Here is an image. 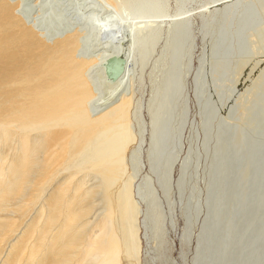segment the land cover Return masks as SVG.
Wrapping results in <instances>:
<instances>
[{"label": "bare ground", "instance_id": "bare-ground-1", "mask_svg": "<svg viewBox=\"0 0 264 264\" xmlns=\"http://www.w3.org/2000/svg\"><path fill=\"white\" fill-rule=\"evenodd\" d=\"M173 3L0 0V264H264V0Z\"/></svg>", "mask_w": 264, "mask_h": 264}, {"label": "rangeland", "instance_id": "rangeland-1", "mask_svg": "<svg viewBox=\"0 0 264 264\" xmlns=\"http://www.w3.org/2000/svg\"><path fill=\"white\" fill-rule=\"evenodd\" d=\"M169 6H170L169 13L173 14V10H172L174 6L173 0H169ZM196 9L197 10L195 11V14H199L202 11V8L199 6H196ZM169 22H170V19L165 18V20L161 24L168 25ZM198 51L199 49L196 48V52ZM154 66H155L154 61L147 62V64L144 67L145 69L143 71L142 77H139V70L136 71L133 77L134 78L133 80V91H134L133 100L134 101L133 102L135 104L136 103L140 104V115L144 123L146 124V126L148 125V123H150L147 110H148V105H149L151 95H152V88H154V86L160 81V75H161L159 71L153 70ZM150 74L154 75L156 80L152 79L150 77ZM135 125H136L135 129L137 131V128H138L137 124ZM134 147L135 146L133 145L130 147V149L132 150ZM182 151L184 153V145H183ZM142 163L146 164L143 153H142ZM147 172H148V169L146 165H143L141 176L146 175ZM139 206L142 211L145 210V205L143 203H140ZM143 220H144L143 213H141L137 224L139 225V223H142ZM162 231H163L162 243L161 241L159 242L161 244L162 250L168 251L166 252V255H168L171 259H174L176 264H191V259L193 257V249H194L193 241H191L188 246L189 249H188V252L186 251L185 260L183 261L180 257V254L182 252V246L180 244V236L183 232V221L180 219V217L178 216L176 218V224L172 229H170L168 222H166L163 225ZM143 232L144 230L142 229V231H140L139 233L140 237L143 236ZM155 245L156 244L153 242V240H150L148 242L144 240L143 238L140 242V250H139V257H138L139 259L137 258L136 260H132V259L127 260L125 258V255L122 254L121 264H163L165 262V259L163 257L159 258L158 253L150 249L152 246H155Z\"/></svg>", "mask_w": 264, "mask_h": 264}, {"label": "water", "instance_id": "water-1", "mask_svg": "<svg viewBox=\"0 0 264 264\" xmlns=\"http://www.w3.org/2000/svg\"><path fill=\"white\" fill-rule=\"evenodd\" d=\"M127 61L124 56L112 57L106 62V77L111 82L118 81L126 70Z\"/></svg>", "mask_w": 264, "mask_h": 264}]
</instances>
